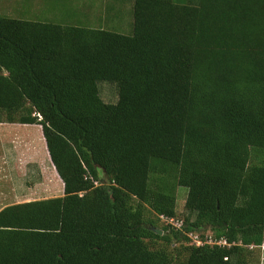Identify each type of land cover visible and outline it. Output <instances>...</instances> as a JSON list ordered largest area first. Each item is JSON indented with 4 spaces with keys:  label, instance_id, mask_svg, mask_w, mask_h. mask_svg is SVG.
I'll return each mask as SVG.
<instances>
[{
    "label": "trees",
    "instance_id": "obj_1",
    "mask_svg": "<svg viewBox=\"0 0 264 264\" xmlns=\"http://www.w3.org/2000/svg\"><path fill=\"white\" fill-rule=\"evenodd\" d=\"M4 122L42 126L64 193L0 211V264H159L155 237L192 232L262 245L264 0H134L132 35L0 15Z\"/></svg>",
    "mask_w": 264,
    "mask_h": 264
},
{
    "label": "rangeland",
    "instance_id": "obj_2",
    "mask_svg": "<svg viewBox=\"0 0 264 264\" xmlns=\"http://www.w3.org/2000/svg\"><path fill=\"white\" fill-rule=\"evenodd\" d=\"M133 7L134 0H0V15L25 17L63 25L103 28L132 35ZM99 86L101 97L105 102H117L119 97L115 84L100 82ZM40 156L41 158L28 164L29 157L26 150L25 170L21 173L23 176L16 174V179L11 180L19 192L22 190L28 192L31 190L29 187H33L36 183L41 184L39 194L29 195L26 193L19 196L23 202L29 199L57 197L64 193L62 180L47 151L43 149ZM5 189L11 191V187H5ZM187 195L186 188L178 189L177 211L182 219L185 216L183 214H185ZM12 197L8 195L6 202H12Z\"/></svg>",
    "mask_w": 264,
    "mask_h": 264
},
{
    "label": "crops",
    "instance_id": "obj_3",
    "mask_svg": "<svg viewBox=\"0 0 264 264\" xmlns=\"http://www.w3.org/2000/svg\"><path fill=\"white\" fill-rule=\"evenodd\" d=\"M43 149L50 158L41 125L0 123V211L9 205L23 203L19 196L26 193L39 194L40 183L29 187L31 190L28 192L24 190L19 192L11 180L16 179L17 175L23 176L21 173L25 170L26 150L29 164L41 158ZM5 187H11V191ZM8 195L13 196L12 202H6ZM34 200L38 199H29L25 202ZM154 239L153 242L157 244L151 245L149 249L160 254L157 261L159 264H264V243L244 245L235 242L224 245L207 242V238H202L200 243L191 236H163ZM227 248H232L233 251L223 254Z\"/></svg>",
    "mask_w": 264,
    "mask_h": 264
},
{
    "label": "built area",
    "instance_id": "obj_4",
    "mask_svg": "<svg viewBox=\"0 0 264 264\" xmlns=\"http://www.w3.org/2000/svg\"><path fill=\"white\" fill-rule=\"evenodd\" d=\"M160 217L165 222L170 223L177 228H182V226H183V221L176 219L175 217H168L165 215H161ZM189 236L193 237L197 242H200V243L202 242V240H201L202 238H201L200 234H195L192 232L189 234ZM205 238H207V242H210V243H219V244H224V245H230L227 238H225V237L217 238L213 234H207L205 236Z\"/></svg>",
    "mask_w": 264,
    "mask_h": 264
},
{
    "label": "water",
    "instance_id": "obj_5",
    "mask_svg": "<svg viewBox=\"0 0 264 264\" xmlns=\"http://www.w3.org/2000/svg\"><path fill=\"white\" fill-rule=\"evenodd\" d=\"M157 232L160 233V234L162 233V231L161 230H158V229H157Z\"/></svg>",
    "mask_w": 264,
    "mask_h": 264
}]
</instances>
